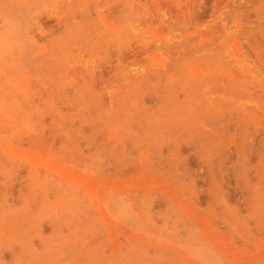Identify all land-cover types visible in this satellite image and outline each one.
Instances as JSON below:
<instances>
[{
    "label": "rangeland",
    "instance_id": "374dc122",
    "mask_svg": "<svg viewBox=\"0 0 264 264\" xmlns=\"http://www.w3.org/2000/svg\"><path fill=\"white\" fill-rule=\"evenodd\" d=\"M0 264H264V0H0Z\"/></svg>",
    "mask_w": 264,
    "mask_h": 264
}]
</instances>
